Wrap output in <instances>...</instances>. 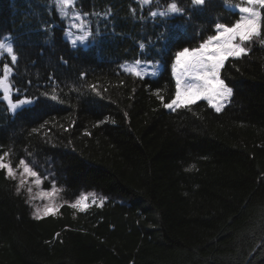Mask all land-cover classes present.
Instances as JSON below:
<instances>
[{"label":"trees","instance_id":"obj_1","mask_svg":"<svg viewBox=\"0 0 264 264\" xmlns=\"http://www.w3.org/2000/svg\"><path fill=\"white\" fill-rule=\"evenodd\" d=\"M152 2L75 0L91 43L73 48L54 0H0L12 98L30 101L11 112L0 96V156L15 172L24 159L62 201L35 220L0 169V264H264V25L226 60L233 95L219 113L203 100L169 110L174 55L237 13L224 0ZM171 2L181 13L152 14ZM138 59L161 72L119 68ZM92 190L103 205L71 207Z\"/></svg>","mask_w":264,"mask_h":264},{"label":"snow or ice","instance_id":"obj_2","mask_svg":"<svg viewBox=\"0 0 264 264\" xmlns=\"http://www.w3.org/2000/svg\"><path fill=\"white\" fill-rule=\"evenodd\" d=\"M191 2L193 5L201 7L206 4V0H191ZM63 3L67 6L70 0H63ZM247 4L249 6L239 8L241 15L234 24L229 26L226 23H216L214 26L215 34L207 35V38L203 39L198 47L184 48L176 53L174 62L171 64V75L175 80V98L172 99L171 103L165 104V108L171 110L185 103L205 99L219 113L222 104L230 100L233 95V89L225 83V79L221 78V70L229 57L240 58L247 54V50L242 44L252 41L254 37H259L262 25H264V16L256 10L257 6L264 9V0H247ZM171 11H178L176 4L171 5ZM86 38L87 33L85 36L77 37L81 42ZM71 43L75 46L76 41L74 40ZM4 47V44H0V48ZM140 48L143 49L144 45L141 44ZM7 52L11 54L13 48L7 47ZM11 59L15 62L17 57L12 55ZM137 62L139 63V61ZM5 68L7 69V65H5ZM132 71L137 76L141 75L135 69ZM0 88H3L4 98L7 100L9 86L4 79H0ZM52 99L55 100L56 97L53 96ZM26 103H30V101L18 100L17 103L9 101L12 112H15L19 106ZM85 135H88V133H85ZM19 166L22 170L19 186L24 187L27 183L26 178L32 177L35 180L36 187L40 188L42 181L38 173L24 159L19 161ZM0 169L6 170L8 178L16 179V173L12 165L5 163L3 156H0ZM191 170V168L185 169V171ZM56 191L57 189L53 185L51 191L45 190L38 193L39 198L46 200L47 203L43 208H36L33 215L35 220L49 216L57 210L58 206L54 203ZM28 192L31 193L32 189L28 188ZM92 195L93 199H95V195ZM87 199L88 197L81 196L71 207L84 211L82 205ZM103 203L104 198H101L100 204L103 205Z\"/></svg>","mask_w":264,"mask_h":264},{"label":"rangeland","instance_id":"obj_3","mask_svg":"<svg viewBox=\"0 0 264 264\" xmlns=\"http://www.w3.org/2000/svg\"><path fill=\"white\" fill-rule=\"evenodd\" d=\"M152 1H155L158 5L161 3L160 0H147V2H145V0H139V2L141 3L142 6H149L151 3H153ZM54 2H55L57 16L66 24L65 25L66 28L63 32L64 39L72 47H77V46L87 47L91 42L90 30H89V27H88L87 22L85 20V16L82 15L80 12H78V10L75 9V7H74L75 0H70V3L67 6L63 3V0H54ZM225 2H226V6L232 10L237 11L239 16L241 15V13L239 12V8L249 6L247 4V0H225ZM172 4H176V3L171 2L164 7L154 8L152 10V14L155 13V15L171 16V15L181 13V10L178 7H177L178 8L177 12H172L171 11V5ZM260 9L261 8H259L258 6L256 7V10L259 12H260ZM86 33H87V38L83 42H81L80 40L77 39V37L85 36ZM74 40L76 41L75 46H73L71 43ZM0 44L5 45L4 48H0V79H4L5 83L8 84V86H9L8 99L6 100L4 98L3 88H0V96L4 100V102L8 105L9 110L11 111L9 101H11L12 103L18 102V100H14L12 98V90L10 87V79H9L11 71H12L11 66L16 63V61L15 62L12 61L11 56L15 55L17 57V55L14 51V47H13V44H12V41L10 39L9 34H5V35L0 37ZM246 44H247V42H244L242 44V46L245 47L246 50H248V46ZM9 46L13 48V52L11 54L7 52V47H9ZM137 61H139V63ZM173 62H174V59H173ZM5 65H7V69L5 68ZM119 67L124 72L130 73L136 77L144 78V77H156L159 74V72L162 68V65L159 61L132 60V61L121 62L119 64ZM133 69L140 72L141 75L140 76L135 75V73L132 71ZM173 80H174V77H173ZM174 85H175V80H174ZM174 98H175V90H174V96L172 99H174ZM172 99L168 103H171ZM199 100H203L208 104L207 100H205V99H199ZM199 100L192 101L191 103H185V104H182L181 106L189 105V104L195 103ZM229 101L222 104L221 110L225 107V105H227L229 103ZM176 108H179V107H174L173 109H176ZM173 109H171V110H173ZM18 170H19V172H15V171L14 172L16 173V179L18 181H20V175H21L22 170H21V168H19ZM26 180H27V183L24 186V189H25V193L28 195V201H29V206H30L31 212L34 215L36 208H43V206L47 203L46 200H41L39 198L38 193L40 191H45V190L51 191L52 188L50 185L45 187V186H42V184H41L40 188H37L35 185V180L32 177H27ZM28 188L32 189L31 193L28 192ZM92 194L95 195V199H93ZM58 196H59L58 192L56 191L55 196H54V203L58 207H57V210L54 211V213H56L58 211V209L62 203V201L60 200V198ZM81 196L88 197V199L82 205V207L84 209L91 206V205H100L101 198H104V200H106V197L104 195H102L101 193H98L96 191H93V190L92 191H81L70 202V204L72 205V204L76 203V201L78 199H80ZM76 209H79V208H76Z\"/></svg>","mask_w":264,"mask_h":264},{"label":"bare ground","instance_id":"obj_4","mask_svg":"<svg viewBox=\"0 0 264 264\" xmlns=\"http://www.w3.org/2000/svg\"><path fill=\"white\" fill-rule=\"evenodd\" d=\"M86 20V19H85ZM66 25V24H65Z\"/></svg>","mask_w":264,"mask_h":264}]
</instances>
